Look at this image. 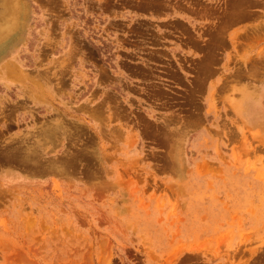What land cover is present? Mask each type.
I'll list each match as a JSON object with an SVG mask.
<instances>
[{
    "label": "rangeland",
    "instance_id": "1",
    "mask_svg": "<svg viewBox=\"0 0 264 264\" xmlns=\"http://www.w3.org/2000/svg\"><path fill=\"white\" fill-rule=\"evenodd\" d=\"M20 5L0 264H264V0Z\"/></svg>",
    "mask_w": 264,
    "mask_h": 264
},
{
    "label": "bare ground",
    "instance_id": "2",
    "mask_svg": "<svg viewBox=\"0 0 264 264\" xmlns=\"http://www.w3.org/2000/svg\"><path fill=\"white\" fill-rule=\"evenodd\" d=\"M20 8V0H0V49L5 45L4 42L7 40V35L10 32L9 30L14 29L19 23ZM3 39L5 41H3ZM10 77H12V75Z\"/></svg>",
    "mask_w": 264,
    "mask_h": 264
}]
</instances>
